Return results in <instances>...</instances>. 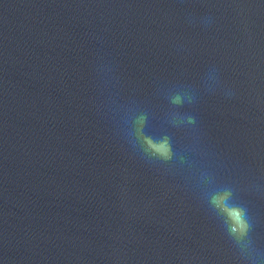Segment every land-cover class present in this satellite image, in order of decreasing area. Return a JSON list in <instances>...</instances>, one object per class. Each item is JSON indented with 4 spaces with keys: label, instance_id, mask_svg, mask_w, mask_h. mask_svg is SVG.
Instances as JSON below:
<instances>
[{
    "label": "clouds",
    "instance_id": "9594fccd",
    "mask_svg": "<svg viewBox=\"0 0 264 264\" xmlns=\"http://www.w3.org/2000/svg\"><path fill=\"white\" fill-rule=\"evenodd\" d=\"M152 147L159 152L161 155H167L168 154V148L166 143L159 144V145H152ZM234 215L236 216L237 220H240V214L238 211L234 212Z\"/></svg>",
    "mask_w": 264,
    "mask_h": 264
}]
</instances>
